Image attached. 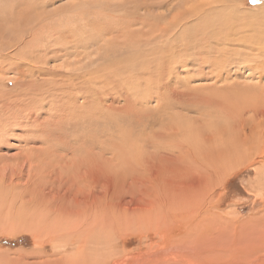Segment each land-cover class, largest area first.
Returning <instances> with one entry per match:
<instances>
[{
    "label": "rangeland",
    "instance_id": "374dc122",
    "mask_svg": "<svg viewBox=\"0 0 264 264\" xmlns=\"http://www.w3.org/2000/svg\"><path fill=\"white\" fill-rule=\"evenodd\" d=\"M211 1L214 2L180 0L161 6L159 0H0V114L5 118L1 117L0 121L5 122L0 124V264H5L4 260L17 261L21 256L22 262L38 263L40 259L59 255L69 256L74 264H99L102 254L112 253L111 257L115 258V252L122 249L130 257L144 253L141 255L150 264L155 263L156 258L161 263L166 261L165 264L175 262L168 258L169 254L158 253L154 257L158 245H171H164L161 235L150 230L147 221L125 231L122 238L113 234L108 243L103 239L101 243L88 242L82 259L75 254L78 244L75 237L67 238L69 242L63 235L52 236L46 223L38 233L34 232L25 226L28 222L24 217H29L26 213L30 214L32 209H42L39 201L38 205L27 203L33 198L34 202L44 196L46 203L50 194L57 203L59 198L66 200L65 196L75 189L70 182L80 184L79 175L86 168V165L73 168L72 163L85 152L103 156V162L123 153L131 164L119 168L113 160L110 163H113L114 173L127 181L133 178L149 181L151 172L142 158L149 155L156 160L164 155L157 144L161 136L175 134L179 140L192 145L194 136L210 141L220 136L221 142L225 139V144L228 140L236 144L240 154L247 148L242 144L239 130L243 128L245 133H252V112L239 115L234 123L215 114L210 107L207 109L197 96L218 94L215 96L218 99L239 105L243 103L241 97L246 100L252 92L256 97L251 96L249 102L264 106L259 97L264 76L259 79L255 69L258 61L264 59V48L256 45V38L261 39L264 32V0ZM209 3L220 8L218 23L222 31L230 32L226 41L210 43L213 48L208 47L207 51L204 48L182 52V55L180 52V56L168 61L163 68L155 52L160 51L163 43L159 41L160 30L181 21V16L190 24L194 17L189 16ZM220 3L226 4L224 8ZM222 31H219L221 35ZM135 51L137 55L141 53L148 64L135 57L133 61L131 56ZM222 55L224 57L220 58ZM152 61L159 64L154 65ZM179 92L188 94L187 99H180ZM6 96L11 97L10 100ZM196 141L200 140L196 138ZM232 154L225 152L220 176L213 185L211 181L203 186L198 197L210 205L209 214L238 224L237 228L252 225L251 233L246 231L241 236L243 232H239L236 243L224 241L222 245L257 247L259 253L255 262L261 263L264 258V180L258 181L255 176L257 165L254 162L234 166L241 157L235 156V159ZM255 154L252 149L244 157L247 160ZM263 157L264 154L258 160H264ZM147 185L152 184L147 182ZM95 189L100 191L101 185H95ZM76 194L78 198L83 195L77 191ZM123 200L125 206L144 208L128 194ZM21 203L30 210L25 209L23 214ZM4 212H9L11 218ZM5 215L14 225L12 230L6 229ZM22 219L24 222H20ZM15 223L24 225L15 226ZM153 246L157 248L151 249ZM223 264L244 262L236 258Z\"/></svg>",
    "mask_w": 264,
    "mask_h": 264
},
{
    "label": "bare ground",
    "instance_id": "6f19581e",
    "mask_svg": "<svg viewBox=\"0 0 264 264\" xmlns=\"http://www.w3.org/2000/svg\"><path fill=\"white\" fill-rule=\"evenodd\" d=\"M175 1L177 3L180 0H159V4L161 6H168L170 4L172 5V3H174ZM214 2L216 1L214 0ZM220 4L223 5L222 3ZM224 5L222 6L223 8ZM219 12H220L219 7L217 8L216 6H213L211 3H209L208 5L206 4L205 8L201 7L199 10H196L193 15L189 16V17H194V20L191 21L190 24L184 18H182L183 16H181L182 18V19L180 18L181 21L179 22L176 21L170 27L168 28L164 27L162 30H160L161 32L159 33L160 34L159 38H161V40L159 41H162L163 43L162 45L159 46L160 51L155 50V52L158 54L157 55L158 61L159 63L162 64V67L164 68V64H166L168 61L172 59L175 60L176 56H180L179 55L180 52L182 55L183 53L188 52L189 50L192 49L202 50L204 48L207 51L208 47L213 48V45H210V43L213 44V42L216 41L217 42L226 41L225 40L227 39L226 36H228L230 32L227 30L224 31L225 29H223L222 31L221 25L218 23L219 22L218 18L220 16ZM219 31L224 32L223 34L225 36H223V34L221 35ZM263 34L264 32H262V37H261V39H263V42L258 36L256 38L257 41L256 45L259 44L261 47L264 48ZM11 45L13 46V44ZM210 50L211 49H209V52ZM136 52L138 51L133 52V54L134 53L136 54ZM214 52L217 53V51ZM135 54L131 56V58L135 57L136 60L137 58H139L140 60L142 59L143 63L145 61V63L148 64L147 60H145L144 56L141 53H139L138 55ZM223 57L224 56L222 55V57L220 58ZM261 57L259 56V58ZM21 59H24V57L23 58L21 57ZM132 60L134 61L133 58ZM215 60L216 59L213 60V63H216L214 62ZM261 60L262 61H258V63L255 65V69H257L258 71L257 75L259 79L264 76V59ZM111 63H113L114 65V62ZM159 63L152 61V64L154 65H157ZM49 89L51 88H48V90ZM172 93L174 92L172 91ZM187 95L185 94L182 95L179 92L180 99L185 98ZM1 96H5V95L1 94ZM215 96L214 95H208L207 97L197 96V99L202 105H205L207 109L210 107L211 110H214L215 114L217 113L219 114L220 117L225 118L226 120H230L231 122L234 123L238 121L237 118H239V115L242 116L246 111L252 112V117H253L252 120L254 121L252 133L251 134L245 133L243 128L239 130V132L241 133L240 136H242V144L247 145L246 146L247 148H243V152H241V154L240 151H238L239 148L236 144L229 143V140H228V144L227 142L225 144L226 140L223 139L225 141L222 140L221 142L220 139L222 137L220 136L212 138L211 141L206 139H200L194 136L192 142H195V144L192 145V144L184 143L183 141L179 140L175 134L173 135L168 134L163 137L161 136L158 140L156 139L158 141L157 144H160V149L164 150L163 151L164 155L159 156L156 160L150 157L149 155L145 158H142V162L145 164V166H147L148 171L151 172L150 180L146 181L145 179L142 178H133L130 181H127L126 179H122L120 175L118 176L117 173H114V170L111 168V165H113V163H110L114 160V163L116 164L115 166H118L119 168H124V165L127 166V163L131 164V161L125 160L126 158L124 159L123 153L121 155H113L111 156V158H108L107 161L103 162L101 159V157L103 156L99 157L93 152H85V155L83 157L80 156L78 157V159L75 158L76 161L74 162L76 163H72L73 168L80 167V165L81 167L86 165L85 172L79 175L80 184L71 181L70 183H72V186L75 187V189L73 188L72 192L70 191L71 193L69 194V196H65L66 200L65 199L62 200V198L61 199L59 198L58 203L57 201L56 202L53 201L50 194H48L47 196L48 200H46V203H45L46 198L44 196H41L42 199L45 198L44 201L40 199L41 197H39L38 199L36 198L37 200L34 202L32 201L34 199L32 197L33 199L29 200V202L27 203L31 204L32 202L34 205L37 204V202L39 201V203L41 202L43 205H42V209H32L31 211L32 213L31 212L30 214L26 213L27 215H29V217L25 216L26 214L23 215L25 216L24 221L25 219H27L28 222L26 223L25 226H27L30 229H33L34 232L36 231L38 233V231H40L43 226L42 224L46 223L50 228L51 233L53 234L52 236L57 237L59 235H63L65 240H68L71 237H75L78 243L76 245L77 247L75 254L77 255V257L79 256L80 258L82 257L83 259L85 252V245L88 242L96 241L101 243L100 240L103 239L104 242L106 241V243H108V241L112 238L111 236L113 234H116L117 237H121L124 235L125 231L132 230L137 226L139 227L140 223L142 222L145 223V221H147V224L150 226V230L153 229V231L156 234L158 232L159 235H161V239L163 238L162 240L165 241L163 244L171 245V247L170 246L162 247L161 246L162 244L160 246L157 244L159 248L155 246L151 247V249L157 248L155 250L153 249L154 257H156L158 253H162V254L164 253L166 255L169 254L168 258H171L173 261H175L172 264H203V263L223 264V261L229 262L236 258L237 260L243 261L244 264H264V258H262L263 262L261 263L255 262V260H257L256 256H258L257 254L259 253L257 247L256 249L254 247H223L222 245L224 241L230 242L231 244L236 243V236L241 234V233L239 234V232H243L241 236L245 235V233H247L246 231H249L251 229L254 230L253 228H251L252 225L251 224L241 225L240 227H238L239 228L238 229L237 228L238 224L236 225L231 221L223 219L219 216H215L214 214L213 215L211 213L209 214L210 205L205 203L206 202L205 199H204L205 201L203 200L204 202H202L203 198L198 197L200 195L203 186H206V184H209L211 181L213 185V181L220 176L221 174L220 169L223 166L222 165L223 161L221 160H224L222 158L225 155L226 151L228 152L230 151V153H233L232 155H234L235 159L237 156H240L241 159H243L246 157V155H248V153L252 149H255L256 151L255 156L249 157L247 160L245 158L241 162H240L241 159H237L236 163L234 162L235 164L234 166L239 165L241 163L250 164L251 162H254V164L257 165L255 167L256 170L255 176H257L258 181L264 180V160L263 159L258 160V157L260 158L264 154V106L258 107V105H253L249 102L251 96L256 97V93L252 94V92L249 93V96L246 100L244 99L242 100L241 97V102L243 103H239V105L230 103L231 100L230 101L227 100V102H224ZM260 96L264 101V84H262V93H260L259 97ZM8 98L9 96L6 99ZM88 99L89 96L87 98V101H89ZM235 101L236 98L232 102ZM64 104H66V102ZM23 106H26V104H23ZM58 106H60V104ZM21 107L19 106V108ZM0 108L2 109V107ZM11 109L12 108L8 110L11 111ZM24 115L26 116V114ZM1 117L4 118V116L3 115L0 116V121L2 120ZM12 117L15 118V116ZM2 123L0 122L1 125ZM196 138L200 141H196ZM247 149L249 151H247ZM231 158L232 157H230V159ZM68 170L71 169L68 168L67 171ZM147 182H149L152 185L148 186ZM88 185H90V187ZM95 185H99V186L101 185L100 191H97L95 189ZM86 187H88V189H86ZM76 191L79 194H83V195L80 198H78L76 196L77 195ZM127 194L130 195L133 198V200L139 201L141 203V206H144V208L140 206L139 207L136 206L135 208L133 204L132 205L134 208H131L130 206H125V204L123 205L122 204L124 201L123 198ZM218 201L219 200H217L216 202L217 205H218ZM27 208H31V206L30 207L27 206ZM22 209H24L23 210V214H24L26 206L22 205ZM26 210L29 211L30 209L29 210L26 209ZM4 214L7 213L4 212ZM7 215L9 216V212ZM7 215H5L6 220L8 219V222L6 223L7 224L6 229L12 230L14 228V225L13 223L11 224L10 223L11 220H9V217L11 218V215L9 217ZM21 221H23V219L20 220V222ZM21 225H24V223L23 224L21 223ZM21 225L17 224L15 226H21ZM171 233H174V235H171ZM248 233L251 232L249 231ZM151 249L148 250L151 251ZM168 250H170L171 253L167 252ZM35 253L36 252H34L33 257H35L34 256ZM125 253L127 252H124L123 249L118 252H115V258L111 257L112 253H110L108 256H104L102 254L103 258L100 259L101 262L99 264H109L110 262H112V264H127L128 261L133 262V264H150L149 261L144 260L145 258L143 256L144 253L136 254L134 255V257H132V255L130 257ZM233 253H235L234 256ZM0 259L2 261V258ZM18 259H16L17 261L13 260L11 262L9 260H4V261L5 264H74L75 263L72 261V259L69 256L62 257L60 255L58 257L55 256L54 258L51 259L49 258L40 259L38 263L37 262L33 263L35 261L30 263H28L27 261L22 262L23 260L22 256L21 258ZM155 261H156L155 263L152 262L151 263L165 264L166 262L164 261L163 263H161V260H158L157 258L155 259Z\"/></svg>",
    "mask_w": 264,
    "mask_h": 264
}]
</instances>
